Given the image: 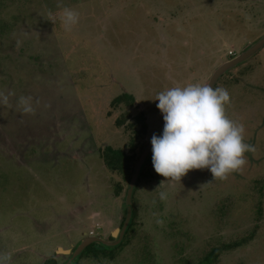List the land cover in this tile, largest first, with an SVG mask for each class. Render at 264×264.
I'll return each instance as SVG.
<instances>
[{
	"label": "rangeland",
	"instance_id": "rangeland-1",
	"mask_svg": "<svg viewBox=\"0 0 264 264\" xmlns=\"http://www.w3.org/2000/svg\"><path fill=\"white\" fill-rule=\"evenodd\" d=\"M65 8L79 16L70 30ZM263 38L264 0H0V257L65 264L85 239L116 244L135 169L163 131L157 94L209 86ZM221 87L254 148L246 164L224 180L203 169L175 182L155 173L151 153L128 241L92 244L71 264H197L216 248L215 264H264V47ZM123 95L131 104H115ZM133 144L128 181L105 160Z\"/></svg>",
	"mask_w": 264,
	"mask_h": 264
},
{
	"label": "clouds",
	"instance_id": "clouds-1",
	"mask_svg": "<svg viewBox=\"0 0 264 264\" xmlns=\"http://www.w3.org/2000/svg\"><path fill=\"white\" fill-rule=\"evenodd\" d=\"M62 23L70 30L79 21L78 13L65 8ZM157 108L162 114L163 131L151 138V163L155 173L180 182L191 170L207 169L214 179L224 180L247 162L245 154L254 151L244 142L243 124L226 115L230 95L225 88L199 84L172 87L157 94ZM0 103L8 96L0 93ZM24 113H32L31 97H21ZM165 199L164 193L160 194ZM0 257V264H6Z\"/></svg>",
	"mask_w": 264,
	"mask_h": 264
},
{
	"label": "water",
	"instance_id": "water-1",
	"mask_svg": "<svg viewBox=\"0 0 264 264\" xmlns=\"http://www.w3.org/2000/svg\"><path fill=\"white\" fill-rule=\"evenodd\" d=\"M264 47V38L261 39L254 47H252L250 50H248L247 52H245L244 54L240 55L239 57L227 62L226 64L222 65L221 67H219L217 69V71L214 73V75L212 76L211 80H210V84L209 86H212L213 88L215 87L218 79L224 74L226 73L229 69L237 66L238 64L242 63L243 61L249 59L250 57H252L253 55H255L259 50H261ZM152 151H151V144L148 145L144 152L143 155L141 157V159L139 160V163L135 169V172L133 174V177L131 179L130 185H129V189L127 192V217L125 219L123 228L120 232V236L119 239L117 240L116 244H108L104 241H102L101 239H97V238H88L85 239L81 245L76 249L75 253L72 255V257L70 258V261L66 262L65 264H71L75 259H77V257H79L83 251L88 248L90 245L92 244H96V243H100L103 244L106 247H113L116 245H119L122 241V239L125 236L126 231L128 230L130 223L133 219V210H132V194L134 191V187L135 184L140 176L141 170L143 165L145 164V162L147 161V159L150 157Z\"/></svg>",
	"mask_w": 264,
	"mask_h": 264
},
{
	"label": "trees",
	"instance_id": "trees-1",
	"mask_svg": "<svg viewBox=\"0 0 264 264\" xmlns=\"http://www.w3.org/2000/svg\"><path fill=\"white\" fill-rule=\"evenodd\" d=\"M121 99H123V100L126 99L127 104H131L130 98L125 97L124 95L122 96V98L116 100L115 104H118L119 101H121ZM137 121L141 124V127H140L141 129L139 130L138 133L139 134L146 133L147 132V127H146L147 125L145 124V120L143 119V117L141 116L140 118L137 119ZM134 151H135V145L133 144L131 155H126L122 152H119L120 155L118 154V156H107L108 158L105 160V164L110 170L121 172L123 177H125L129 181L130 177L133 174V172L131 171V165L134 162V158H135V156L133 154ZM126 211H127V209H126ZM259 212L261 213L260 210H259ZM134 218H135V210H133V219ZM125 219H126V217L124 216L123 221L121 223V226H123ZM133 219H132L130 226L127 230L128 232H126L125 239H127V241H128V236L130 235L129 233L131 232ZM219 256H220V250L217 248L212 249L207 254H205L203 259H201L197 264H215L217 262ZM53 263L56 264L55 262H53Z\"/></svg>",
	"mask_w": 264,
	"mask_h": 264
},
{
	"label": "flooded vegetation",
	"instance_id": "flooded-vegetation-1",
	"mask_svg": "<svg viewBox=\"0 0 264 264\" xmlns=\"http://www.w3.org/2000/svg\"><path fill=\"white\" fill-rule=\"evenodd\" d=\"M230 59H231V58H230ZM219 79H220V78H219ZM219 79H218V80H219ZM217 82H218V81H217ZM216 85H217V83H216ZM216 85H215V87H216ZM215 87H214V88H215ZM132 197H133V196H132ZM121 230H122V229H121ZM121 230H120V231H121ZM118 239H119V238H118ZM96 244H97V243H96ZM80 245H81V243L78 245V247H79ZM78 247H77V248H78ZM75 251H76V250H75ZM75 251H73V249L71 248V250H70V252H69V254H68L69 257H72V255L75 253ZM66 255H67V254H66Z\"/></svg>",
	"mask_w": 264,
	"mask_h": 264
},
{
	"label": "bare ground",
	"instance_id": "bare-ground-1",
	"mask_svg": "<svg viewBox=\"0 0 264 264\" xmlns=\"http://www.w3.org/2000/svg\"><path fill=\"white\" fill-rule=\"evenodd\" d=\"M97 244H100V243H97ZM103 245V244H102Z\"/></svg>",
	"mask_w": 264,
	"mask_h": 264
}]
</instances>
